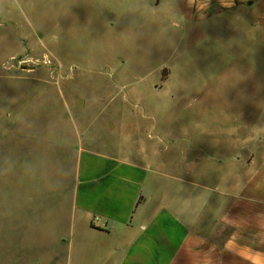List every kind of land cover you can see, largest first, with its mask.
Wrapping results in <instances>:
<instances>
[{
    "label": "rangeland",
    "instance_id": "374dc122",
    "mask_svg": "<svg viewBox=\"0 0 264 264\" xmlns=\"http://www.w3.org/2000/svg\"><path fill=\"white\" fill-rule=\"evenodd\" d=\"M209 14L191 20L176 0H0V264H70L80 145L150 165L153 137L171 146L165 174L213 189L263 163L264 40ZM163 181L170 200L179 184Z\"/></svg>",
    "mask_w": 264,
    "mask_h": 264
},
{
    "label": "crops",
    "instance_id": "0c3cea01",
    "mask_svg": "<svg viewBox=\"0 0 264 264\" xmlns=\"http://www.w3.org/2000/svg\"><path fill=\"white\" fill-rule=\"evenodd\" d=\"M176 3L191 20L200 14L206 19L216 11L236 25H246L252 43L256 32L264 40V0ZM151 141L144 149L155 156L150 165L79 146L73 182V239L63 242L69 250L68 263H85L77 255L87 249L86 264H264V161L259 166L250 162L251 172L245 178L236 172L234 178L224 180V187L213 189L165 174L166 157L161 155L170 152L171 146L159 148L153 137ZM181 173L190 174L185 169ZM164 179L179 184L170 200L161 190ZM156 195L157 203L153 201ZM203 195L216 198L215 210L209 207L211 199L203 202ZM76 222H80L78 228Z\"/></svg>",
    "mask_w": 264,
    "mask_h": 264
},
{
    "label": "trees",
    "instance_id": "16d2710c",
    "mask_svg": "<svg viewBox=\"0 0 264 264\" xmlns=\"http://www.w3.org/2000/svg\"><path fill=\"white\" fill-rule=\"evenodd\" d=\"M142 200H143L142 198L139 199L138 205L142 202Z\"/></svg>",
    "mask_w": 264,
    "mask_h": 264
}]
</instances>
